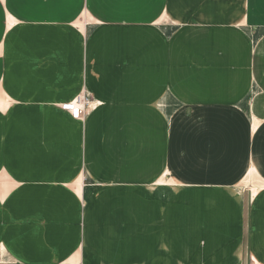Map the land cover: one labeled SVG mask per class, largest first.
Segmentation results:
<instances>
[{"label":"crops","instance_id":"1","mask_svg":"<svg viewBox=\"0 0 264 264\" xmlns=\"http://www.w3.org/2000/svg\"><path fill=\"white\" fill-rule=\"evenodd\" d=\"M170 189L225 194L187 264H264V0H0V264H169Z\"/></svg>","mask_w":264,"mask_h":264},{"label":"rangeland","instance_id":"2","mask_svg":"<svg viewBox=\"0 0 264 264\" xmlns=\"http://www.w3.org/2000/svg\"><path fill=\"white\" fill-rule=\"evenodd\" d=\"M23 6L24 5H14L11 3V6H8L5 8L4 17H10L9 11H12V12L15 11L18 13V11L20 10L21 13L23 12L24 14V19H31V16L29 15V13H31L32 11H29L27 13V11L25 10L26 8L24 9ZM85 14H86L85 11L83 13H80L78 16V19H81V18L85 19ZM36 19H38V17L34 18V20ZM9 22L11 21L9 20ZM79 97H83V99L85 100L86 110H84V113L81 119V120H84L87 113L90 110H92V108H94V105H96V103L92 95L88 96V94L86 95L84 94V92L81 93ZM210 129L208 130V132L210 131ZM223 141L220 140L216 142H223ZM225 141L231 142V140L229 139ZM231 152H232V149L230 148V145L226 147L217 145V152L213 153L214 159L216 161L227 164L228 166L227 172L230 171V169H232L230 165L231 162H233V164L237 166V161H238L237 159L245 158V157L234 156V158L232 159V156H230ZM234 154H236V152ZM218 156L220 157L219 159H218ZM204 157L203 156L199 158L184 157L183 163L181 160H178L177 163L173 165H177V168L182 167L187 170L188 167L190 168L194 167L192 165L193 163L199 160H204L206 162L204 166H197V167L203 168V167H206L210 162L208 160L209 157H206V156ZM235 170L237 169L235 168ZM170 188H173V186L170 185ZM188 195L189 194L182 192V190H177V189L171 190L170 189V263L169 264H187L186 258L188 256V252L186 253L187 254L186 256L184 255L185 252L182 253V249L184 247V249L186 250L187 248L186 245L188 244L189 245L192 244L190 247H193L195 244H198L201 239L200 238L201 232L204 231V229H206V231L208 232L211 238V240L209 241L211 245L222 243L223 240L225 239V236L218 237L221 232V229H220L221 224L218 222V218H220L221 214L223 213V212L220 213V211L223 209L226 203L224 201L225 194H218L214 198H212L210 201L206 200V208H208V210L205 216L206 218L201 219V221H199L198 219V214H197L198 208L191 203V202L195 203L194 201L196 200H193L191 198L193 197L192 194H191V197ZM188 198L191 199V202L188 200ZM187 202H189L190 204L189 206L186 205ZM200 227H201V232H199Z\"/></svg>","mask_w":264,"mask_h":264},{"label":"built area","instance_id":"3","mask_svg":"<svg viewBox=\"0 0 264 264\" xmlns=\"http://www.w3.org/2000/svg\"><path fill=\"white\" fill-rule=\"evenodd\" d=\"M85 100L83 97H78L75 100L65 103L61 106V109L71 114L75 120H81L85 110Z\"/></svg>","mask_w":264,"mask_h":264},{"label":"bare ground","instance_id":"4","mask_svg":"<svg viewBox=\"0 0 264 264\" xmlns=\"http://www.w3.org/2000/svg\"><path fill=\"white\" fill-rule=\"evenodd\" d=\"M85 110H86V108H85Z\"/></svg>","mask_w":264,"mask_h":264}]
</instances>
